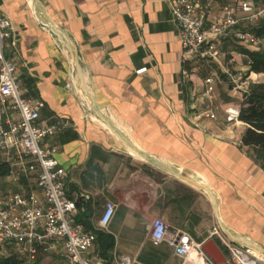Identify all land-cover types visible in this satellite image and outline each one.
<instances>
[{"label": "crops", "instance_id": "0c3cea01", "mask_svg": "<svg viewBox=\"0 0 264 264\" xmlns=\"http://www.w3.org/2000/svg\"><path fill=\"white\" fill-rule=\"evenodd\" d=\"M233 1L200 0L206 8V27ZM252 3L257 10L264 9V0ZM39 4L36 14L32 0H0V14L14 27L6 55L19 65L23 96L45 104L42 121L70 122L69 128L43 144L59 150L67 195L78 205L76 222L97 235L90 253L93 261L117 264L120 257L129 256L137 264H184L167 243L151 239L152 222L162 219L170 234H185L202 247L214 241L227 263L235 264L225 244L233 242L222 233L210 197L129 154L125 142L92 106L144 151L199 174L217 195L227 227L264 249V168L257 149L242 142L247 125L229 124L225 114L243 101L242 94L231 90L226 71L243 72L249 89L264 84V70L254 71L246 53L264 48L242 44L231 34L218 43L219 62L185 61L186 50L167 0H39ZM237 19L235 31L264 37V18L251 23L240 12ZM45 25L68 34L60 35L67 48ZM67 42L77 50L75 69ZM208 75L215 78V120L201 116L208 107L203 95ZM11 172L8 164L0 167V191L36 193L43 199L35 178L23 177L21 185H14ZM108 202L117 211L108 230H103L99 222ZM214 229L220 235H213ZM252 250L257 255L252 260L264 264V254ZM61 251L59 246L57 252L41 253L35 260L18 258L21 264H65ZM186 264H192L191 259Z\"/></svg>", "mask_w": 264, "mask_h": 264}, {"label": "built area", "instance_id": "2783aa9c", "mask_svg": "<svg viewBox=\"0 0 264 264\" xmlns=\"http://www.w3.org/2000/svg\"><path fill=\"white\" fill-rule=\"evenodd\" d=\"M172 17L179 29L181 43L186 50L185 61L210 59L219 62L222 58L218 43L231 34L242 43L264 48V37L247 31H235L237 14L244 13L254 23L264 18V9L257 10L252 0H234L225 5L220 16L206 27V8L200 0H167ZM14 27L9 18L0 14V167L11 168L10 182L21 185L23 177H33L38 183L42 197L36 193L22 194L0 191V254L29 256L31 260L43 254H52L62 246L61 256L65 264H96L90 253L97 235L76 222L78 205L66 191L67 173L57 159L59 150L44 145L60 131L69 128L70 122L58 120L53 124L42 121L45 104L24 97L17 80L18 63L6 55L7 41L13 36ZM234 61L231 60L229 64ZM253 65V61H249ZM229 85L235 94H246L249 81L243 72L226 71ZM214 76L204 79V98L208 107L202 117L216 119L213 105L216 102ZM68 89L72 90L69 84ZM229 124L241 122V107L226 109ZM117 207L108 202L99 222L100 229L108 230ZM213 235H220L214 229ZM151 239L156 244L167 243L174 254L186 262L196 253L200 264H213L203 252L202 245L195 243L185 234L169 233V225L162 219L151 224ZM235 264H256L252 260L255 252L243 246L225 241ZM122 256L117 264H137Z\"/></svg>", "mask_w": 264, "mask_h": 264}, {"label": "water", "instance_id": "95a60500", "mask_svg": "<svg viewBox=\"0 0 264 264\" xmlns=\"http://www.w3.org/2000/svg\"><path fill=\"white\" fill-rule=\"evenodd\" d=\"M33 1V8L37 14L39 9V0H32ZM53 32H61L64 36L68 37V34L52 25H45ZM69 49L72 52L74 59L72 61L73 69H75L77 64V50L73 46L71 42H69ZM92 111L98 116L99 119L103 120L110 128L111 132L122 142H125L128 146L136 150L138 153H140L143 157H145L147 160V164L151 165L152 167L161 170L163 172L169 173L185 182H188L189 184H192L193 186L197 187L198 189L204 191L211 199L212 206L215 212V216L218 220L219 227L222 231V233L234 244L238 246H243L246 248L254 249L262 254H264V249L259 246L257 243L253 242L252 240L239 235L232 231L230 228L227 227V225L224 223V221L221 218L220 214V208H219V200L217 195L214 193V191L210 188L208 185V182L201 178L199 174L196 172L189 170V169H181L176 167L175 165L166 162L162 159H159L148 152L141 149L139 146H137L133 140L128 137L116 124L113 122L110 118L106 117L99 109L92 106ZM203 252L213 261L214 264H228L227 259L225 255L221 252V250L216 247V244L214 241H210L207 244H205L202 247Z\"/></svg>", "mask_w": 264, "mask_h": 264}, {"label": "trees", "instance_id": "16d2710c", "mask_svg": "<svg viewBox=\"0 0 264 264\" xmlns=\"http://www.w3.org/2000/svg\"><path fill=\"white\" fill-rule=\"evenodd\" d=\"M246 53L252 58L254 71L264 70V52ZM241 121L247 125L242 142L247 147L257 149L259 161L264 168V84L251 86L243 95ZM7 255L0 254V264H21L17 255Z\"/></svg>", "mask_w": 264, "mask_h": 264}, {"label": "bare ground", "instance_id": "6f19581e", "mask_svg": "<svg viewBox=\"0 0 264 264\" xmlns=\"http://www.w3.org/2000/svg\"><path fill=\"white\" fill-rule=\"evenodd\" d=\"M55 34H56V37L60 40L61 38V32H55ZM61 41V44L63 45V47H65V48H67V45L62 41V40H60ZM67 44H68V46H69V42H67ZM113 121V120H112ZM114 122V121H113ZM125 147H126V150L128 151V153L129 154H131V155H133V156H135V157H137V158H139V159H145L146 160V158L145 157H143L140 153H138L136 150H134L133 148H131L130 146H128L126 143H125ZM196 253H193L192 254V256H191V262H192V264H200L201 263V261H200V259L196 256V257H193L194 255H195Z\"/></svg>", "mask_w": 264, "mask_h": 264}, {"label": "rangeland", "instance_id": "374dc122", "mask_svg": "<svg viewBox=\"0 0 264 264\" xmlns=\"http://www.w3.org/2000/svg\"><path fill=\"white\" fill-rule=\"evenodd\" d=\"M3 255H5V256H8V255H7V254H5V253H4ZM193 257H196V255H194Z\"/></svg>", "mask_w": 264, "mask_h": 264}]
</instances>
